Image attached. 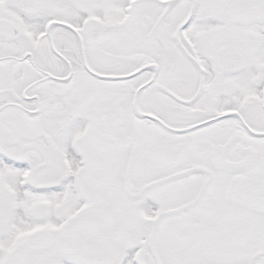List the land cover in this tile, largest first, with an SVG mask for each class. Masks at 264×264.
I'll list each match as a JSON object with an SVG mask.
<instances>
[{"label": "snow or ice", "instance_id": "snow-or-ice-1", "mask_svg": "<svg viewBox=\"0 0 264 264\" xmlns=\"http://www.w3.org/2000/svg\"><path fill=\"white\" fill-rule=\"evenodd\" d=\"M0 264H264V0H0Z\"/></svg>", "mask_w": 264, "mask_h": 264}]
</instances>
